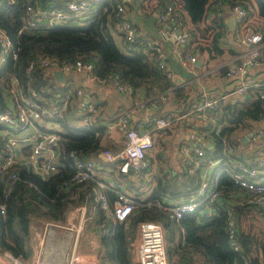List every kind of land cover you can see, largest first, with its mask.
<instances>
[{"label":"trees","instance_id":"1","mask_svg":"<svg viewBox=\"0 0 264 264\" xmlns=\"http://www.w3.org/2000/svg\"><path fill=\"white\" fill-rule=\"evenodd\" d=\"M23 1L0 0V27L17 47L15 59L7 58L0 62V111L12 98L9 88L13 78L17 81V88L22 90L28 85L45 97L47 91L54 88L60 93L69 92L72 105L77 101L75 90L70 91L65 80H54L52 72L55 67L33 65L27 69L28 63L37 54L58 62H71L74 59L88 62L96 79L116 74L130 89L143 87L148 94L146 98L168 88L173 92L178 88H173L167 70L157 65L149 45L138 37L128 45L121 44V34L116 29V0L94 3L78 17L83 19L80 25L58 23L38 29H23L17 34L16 30L22 22ZM29 1L39 8L63 9L69 2H77ZM166 2L174 6L179 16L178 25L186 26L193 39L201 38L199 50L206 51L210 56L221 53V40H226L222 30L224 21L217 14L221 7L238 3L249 18L256 15L264 21V0H158L160 7ZM207 13L210 17H207ZM252 28L259 31L261 41H264V25H252ZM247 94L246 102L240 108H236L235 104L223 106L224 110L217 119L220 122L217 131L211 126L197 129V133L209 142L203 148L205 156L218 160L215 169L227 164L228 156L222 140H226L230 131L264 116V97L258 98L255 90H249ZM176 112L180 113L181 110L177 109ZM64 113L51 119V129L61 138L55 171L43 177L34 173L27 159L30 153L28 145L19 147V158L12 167L17 179L8 190L6 178L9 169H0V204H3V212L0 213V253L27 257L30 253L29 225L32 221L63 222L69 209L80 205L84 208L83 230L96 238L98 264H132L126 244L139 220L158 222L163 226L170 264H264L260 254V245H264V211H259L262 217L260 224L254 225L251 218L255 211L246 205L233 207L239 245L236 250L227 241L225 217L219 208L211 217L191 211L174 220L165 209L149 204L135 207L124 220L113 219L99 207L95 199L97 187L93 181H69L72 174L69 151H75L79 158L95 157L104 148L98 142L101 127L72 125L66 121ZM224 120L227 123H222ZM2 129L0 125V150L3 148ZM157 141L160 145L159 136L156 139L153 137V145ZM110 167L108 174L112 181L106 180L108 187L102 190L108 201L115 197V190H121L119 185L126 192H138L146 186L148 196L162 200L186 198L198 181L197 172L189 180L174 181L172 169L161 166L153 168L150 162L142 169L128 168L125 172L118 169L117 160ZM217 185L223 189L234 187L224 173L217 176Z\"/></svg>","mask_w":264,"mask_h":264},{"label":"built area","instance_id":"2","mask_svg":"<svg viewBox=\"0 0 264 264\" xmlns=\"http://www.w3.org/2000/svg\"><path fill=\"white\" fill-rule=\"evenodd\" d=\"M99 0H77L69 2L66 9L63 8H39L33 6L29 0L23 1L22 22L16 30L20 33L23 29H38L61 23L65 20L81 17L84 11ZM132 0H116L114 4L115 14L118 16L117 31L121 34V44L128 45L136 38V33L131 22L126 18L127 5ZM228 9L236 16L237 24L232 31L234 41L242 46L239 54L233 58V63L225 67V77H236L238 80L233 91L243 98L249 90H255L258 98L264 97V80L253 79L248 76L249 67L260 63L263 58L261 49V37L258 30H254L249 24V17L245 9L238 3L228 6ZM220 15L221 12L218 11ZM156 19L164 23L168 35L173 37L175 43L183 44L191 39L186 26H179V16L174 6L166 2L156 11ZM170 24L169 26L167 24ZM177 29V34L174 30ZM226 26L223 30L226 31ZM154 58L159 67L165 68V51L158 44H149ZM17 47L12 39L0 27V62L5 59H15ZM188 60L194 61V53L188 54ZM33 65L42 67H55L64 74L84 73L87 79H96L91 73V65L88 62L74 59L71 62H58L53 58L37 54L28 63L27 69ZM167 77L173 83V88L182 86L178 83L175 74L167 70ZM100 82H108L118 93L129 90V86L123 82L118 75L113 74L105 79H96ZM168 88L162 92L145 98L141 102L144 107H156L164 102L169 94ZM9 92L12 98L7 100L6 108L0 111V125L2 129V149L0 150V169H9L6 178V189L8 190L17 175L12 171L13 164L19 158L17 149L24 145L30 147L27 157L30 168L34 173L45 176L57 169L58 149L61 138L52 130V118L61 117L69 105L71 94L64 91L50 89L45 97L26 85L24 90L17 88V81L13 78L10 82ZM78 96L76 108L83 119L84 125H88L96 114L97 109L92 100L76 89ZM220 108V97L201 96L181 113L169 111L159 114H150L142 121L131 120V110L123 108L119 111L115 125L123 136L122 146L112 152L107 147L97 152L95 158H79L75 151L68 153L72 174L71 182L93 181L97 187L95 199L101 209L108 212L113 219L124 220L137 206L156 205L166 210L168 216L174 220L179 219L184 213L196 211L198 215L211 217L216 214L217 209L224 213L227 241L233 250L238 249L236 240V223L233 215L234 205H246L255 212L264 211V143H258L251 147L250 151L244 153L248 158H228L227 164L215 169L217 159L207 158L204 154V146L207 140L201 134L194 133L190 139L180 147L183 166L178 172H174V181L181 182L191 178L194 172L198 173V181L195 188L186 198H167L165 200L151 197L140 191L126 192L115 190V197L108 201L103 189L108 187L103 179V168L101 165L117 160V167L125 172L128 168L142 169L148 164L147 151L153 145V132L164 129L173 121L184 118L188 121H198L202 126H211L217 131ZM222 123H226L224 120ZM28 129V131H26ZM261 132L251 130L246 138L249 143L257 141ZM258 139V142H259ZM223 149L226 151L225 140H222ZM250 147H248L249 149ZM219 173L227 175L234 186L231 189H223L217 185ZM74 212V232L72 240L66 234L68 229L59 225L60 222L42 221V228L34 243L30 241V254L27 257L14 256L8 252L0 253V264H98L96 252L88 254L81 252V247L76 246L78 234L83 230L84 208L75 206L70 208ZM3 212V204H0V213ZM72 216L67 215L65 220L72 223ZM64 220V221H65ZM63 221V222H64ZM62 222V223H63ZM70 230V236L72 235ZM84 231V230H83ZM71 249L67 253V245ZM127 249L132 264H170L166 252V239L163 235V226L158 222L139 220L136 222L132 235L127 241ZM83 247V246H82ZM58 254L61 258L58 259Z\"/></svg>","mask_w":264,"mask_h":264},{"label":"crops","instance_id":"3","mask_svg":"<svg viewBox=\"0 0 264 264\" xmlns=\"http://www.w3.org/2000/svg\"><path fill=\"white\" fill-rule=\"evenodd\" d=\"M159 8L160 5L158 4V0H132L127 5L125 16L133 25L136 37H138L140 41L147 45L158 44L163 47L165 51V69L175 74V79L178 83L187 81L186 84L184 83L182 86H177L178 88L174 92L171 91L164 102L156 107L146 108L141 105V102L144 101L148 95L143 87L136 88L135 90L129 88V90L124 93H118L108 82L87 79L84 73L65 74V84L70 91L78 88L81 90V93L92 100L97 112L94 114L88 126L101 127L98 134V142L101 147H108L112 152L118 150L124 141L121 132L115 125V119L119 111L123 108H129L131 110V120L135 122L142 121L144 117L150 114H159L165 111L176 113L177 109L183 112L192 102L196 101L201 94H205L209 97H220L219 113L224 110L223 106L227 104H235L236 108H240L246 102V96L248 94H245L244 97L241 98L233 91L238 82L236 77H225L223 74L225 67L231 65L235 55L239 54L242 50V46L234 41L232 34L237 24V18L228 7H221L220 15L217 12V14L222 17L227 29L226 31L222 29L223 38L226 39L221 40L220 45L223 47V50L221 53L214 56H210L204 50H199L198 45L201 44V38L199 37L198 39H193L191 37V39L183 44L175 43L173 37L168 35L169 29H167L166 25L156 19L155 14ZM207 17H210L209 13H207ZM250 18L248 19L251 26L264 25L261 18L252 16V23H250ZM231 21L233 23L232 28L228 26ZM260 44L264 55V41H260ZM190 53H194L195 55V59L192 62L187 58ZM248 76L253 79L264 80V58L257 65L249 67ZM69 105L64 111L66 121L72 125H84L83 119L76 108V102L72 105L70 101ZM243 126H245V128H242L237 133L238 139H233L232 145L227 144V140H225V153L230 159L234 157H239L241 159L248 158L249 155H245L244 153L250 151L251 147H255L258 143H264L263 138H261L262 136L260 139L258 138L259 142L257 139V141L249 143L247 138L244 142L241 141L240 138L242 135L246 136L251 130H257L253 129L249 124ZM199 127H202V125L198 121H188L184 118H180L166 126L164 128L165 130L163 129L164 131L153 132L154 139L159 136L161 145L167 147L165 150L166 153L162 157H156V160H158L156 162H162L163 167L172 169L173 174L174 172H178L183 166V156L180 152V147H183L188 139H190L191 135L198 132L197 129ZM26 131H28V129ZM233 131L234 129H232L230 133H233ZM258 131L263 133L261 130ZM208 144L209 142L207 141L206 146ZM248 147L250 148L248 149ZM17 154H19V149H17ZM148 162L151 163L153 168L159 167L153 162V157H149ZM111 163L105 166L101 165L104 173L103 179H105V181H112L110 174H108L111 169ZM119 187L122 190V185H119ZM140 192L147 194L146 191ZM67 214L73 215L74 212L69 209ZM40 222L41 220L36 219L29 225V239L31 238V242L33 243L40 232L39 229L37 230L35 228V224H39ZM32 238L34 239L33 241Z\"/></svg>","mask_w":264,"mask_h":264},{"label":"rangeland","instance_id":"4","mask_svg":"<svg viewBox=\"0 0 264 264\" xmlns=\"http://www.w3.org/2000/svg\"><path fill=\"white\" fill-rule=\"evenodd\" d=\"M252 16L257 17L256 15H252ZM252 16L250 18V23H252L251 22ZM82 23H83V19L82 18L65 20V21L61 22V24H66V25H80ZM115 38L117 40V37H115ZM247 124L251 125V127L253 129L261 130L263 132L262 135H261L262 136L261 138H263V140H264V116L263 115L257 117L256 119H252L251 121H248ZM242 128H245V126H240L239 125L236 128H234L233 133H230L229 135H227V137H226L227 144L232 145V140L233 139H238L237 133ZM166 148L167 147H164L161 144L159 145V142L157 141L156 144H154L153 147L147 152L146 156L148 157V159H149V157H153V162H155V164L157 166H162V162H159V163L156 162V161H158V160H156V157H157V155L159 157H162L166 153L165 152ZM159 161H161V160H159ZM162 168L164 169L163 166H162ZM140 190L141 191H148L146 186H143V188L140 189ZM249 212H253V211L249 210ZM74 215L75 214H73V216H72V223L71 224H69L68 221H66V220L63 223L62 222L58 223L61 226H63V224H64L65 228L68 229V232L66 234V238L64 239L65 241L68 238H70V240H72V242H73V238L75 237L74 232L72 233V230H71V229H74V225H75ZM251 221L254 223V225H258V223L260 224V222L262 221V217L259 215L258 212H254L253 217L251 218ZM38 225H39V227H38ZM35 226H36L35 228L37 230L39 229V231H40L41 228H42V223L41 222L39 224L37 223V224H35ZM70 230H71V233H72L71 236H70ZM33 240L34 239L32 238V241ZM76 246L77 247H81L82 248L81 252H83V253L94 254L96 252V250H97L96 238H95V236L93 234L87 233V232L81 230V232L78 234L77 239H76ZM70 249H71V245L69 244V245H67V253L69 252ZM60 258H61V256H60V254H58L57 261Z\"/></svg>","mask_w":264,"mask_h":264},{"label":"water","instance_id":"5","mask_svg":"<svg viewBox=\"0 0 264 264\" xmlns=\"http://www.w3.org/2000/svg\"><path fill=\"white\" fill-rule=\"evenodd\" d=\"M167 25L169 26L170 24L168 23ZM228 26L230 28L233 27L232 21H231V23L228 24ZM177 32H178L177 29H175L174 34L176 35ZM52 76H53L54 80L59 81V82H63L64 78H65V74L60 69H54V71L52 72ZM240 139H241V141L244 142L246 140V136L242 135ZM129 169H132V168L130 167ZM260 252H261V260L264 263V245L263 244L260 245Z\"/></svg>","mask_w":264,"mask_h":264}]
</instances>
